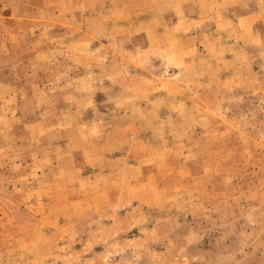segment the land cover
<instances>
[{
  "label": "clouds",
  "instance_id": "1",
  "mask_svg": "<svg viewBox=\"0 0 264 264\" xmlns=\"http://www.w3.org/2000/svg\"><path fill=\"white\" fill-rule=\"evenodd\" d=\"M17 3L0 25L17 80L0 82V205L45 203L22 235L0 224V264H264V0ZM248 95L260 102L241 110ZM222 127L238 154L218 153ZM233 159L256 187L223 179ZM217 175L223 195L208 191Z\"/></svg>",
  "mask_w": 264,
  "mask_h": 264
},
{
  "label": "rangeland",
  "instance_id": "2",
  "mask_svg": "<svg viewBox=\"0 0 264 264\" xmlns=\"http://www.w3.org/2000/svg\"><path fill=\"white\" fill-rule=\"evenodd\" d=\"M20 12V7L17 3V0H0V25L11 27L15 23V17ZM166 20L175 23L176 19L172 14H168L165 17ZM215 26L213 25V28ZM260 28V25H257ZM64 29L56 28L54 29V34L59 35L62 34ZM143 34L139 37L134 38L135 43H142L143 42ZM107 43V41H104ZM94 47L98 46L97 44L93 45ZM198 51L203 52V47L201 46ZM31 55V54H29ZM27 56L24 57L25 62H27ZM230 59V57H226ZM253 71L258 72L259 69L256 66H253ZM229 74L224 73L223 77L226 78ZM40 84L43 86L46 83V78L44 74H40ZM0 82L5 83H16V76L13 74L12 70L8 67H0ZM19 83H23V81H19ZM102 94H98L97 100H101ZM259 97L257 95H248L245 102L241 105V110H247L249 108L255 107L259 104ZM63 105L61 104L60 107ZM34 119V117H29V120ZM39 134V130H37ZM16 134L22 135L25 134V129L23 126H17ZM212 136L214 138L219 139L218 144V153L221 155L227 154L229 156L233 155L234 153H239L240 149L238 147V141L235 137L230 133L227 127H222L219 131H213ZM205 135V129L198 128L194 134V139H199L200 137ZM142 136L144 138H148L150 133H143ZM80 160L79 155L77 154V161ZM132 162V161H130ZM27 163H31L29 160ZM232 170L233 174L235 175V179L231 180L229 177H223V179L227 182H230L234 188L237 189H252L256 187L261 179V174L258 169L253 170L251 167L245 166L243 163H240L237 159H233L229 161L228 165ZM189 169L192 175H198L201 172L200 164H190ZM206 172H210L211 169H204ZM91 170H86L84 175H90ZM144 174L146 177H150L153 175V170L151 168H145ZM222 177L217 175L213 177L211 180L208 191L213 192L215 194L223 195L224 187L221 183ZM170 183V178H160V186H164ZM45 203V200L42 198H37L36 202H31L27 197L17 194L15 197L9 199V203L7 205H0V224H9L10 228L14 229L17 235H22L23 229L22 224L24 221L28 220L30 216L34 215L33 209H36L38 205H42ZM123 215V213H121ZM59 224H64V219L61 218L58 221ZM140 232L138 229H132L130 233L127 234L126 238L131 240L135 237L139 236ZM77 250L81 247V245L75 246ZM103 249L100 246H97L95 251H102Z\"/></svg>",
  "mask_w": 264,
  "mask_h": 264
}]
</instances>
